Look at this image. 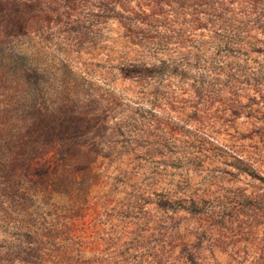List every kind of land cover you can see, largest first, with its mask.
Segmentation results:
<instances>
[{
	"label": "rangeland",
	"instance_id": "1",
	"mask_svg": "<svg viewBox=\"0 0 264 264\" xmlns=\"http://www.w3.org/2000/svg\"><path fill=\"white\" fill-rule=\"evenodd\" d=\"M0 264H264V0H0Z\"/></svg>",
	"mask_w": 264,
	"mask_h": 264
}]
</instances>
